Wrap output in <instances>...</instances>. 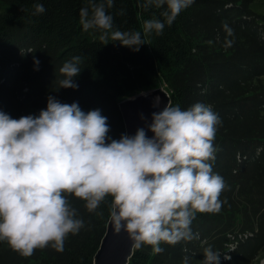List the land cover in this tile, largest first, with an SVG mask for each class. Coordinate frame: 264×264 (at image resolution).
<instances>
[{
  "label": "trees",
  "instance_id": "16d2710c",
  "mask_svg": "<svg viewBox=\"0 0 264 264\" xmlns=\"http://www.w3.org/2000/svg\"><path fill=\"white\" fill-rule=\"evenodd\" d=\"M253 1L194 0L162 34L145 36L144 20H163L165 8L145 11L143 0H114L106 9L113 28L141 31L147 43L133 52L82 29L79 11L86 0H0V112L10 118L37 117L52 96L84 112L99 110L108 137L118 140L126 133L118 103L154 87H162L173 106L186 110L203 103L219 118L210 163L225 183L221 210L196 214L191 230L199 239L162 243L160 254L148 245L133 247L127 264H183L185 256L189 264H202L208 246L221 253L219 264H255L264 254V13L250 8ZM37 2L45 11L33 15ZM226 39L231 47H224ZM74 56L81 57V70L72 78L78 87L59 88L65 78L59 69ZM68 199L84 227L68 235L63 251L48 246L25 257L0 241V264H92L111 197L96 212Z\"/></svg>",
  "mask_w": 264,
  "mask_h": 264
},
{
  "label": "clouds",
  "instance_id": "9594fccd",
  "mask_svg": "<svg viewBox=\"0 0 264 264\" xmlns=\"http://www.w3.org/2000/svg\"><path fill=\"white\" fill-rule=\"evenodd\" d=\"M192 3L143 0L145 11L165 8L160 13L163 20H144L143 34H162L165 25L171 26ZM113 4L114 0H86L79 11L82 29L98 31L103 44L119 42L139 51L147 44L141 31L113 28V16L106 12ZM44 11L42 3L34 4L33 15ZM223 28L232 36L227 24ZM232 43L226 39L224 47ZM80 63L81 57L74 56L63 64L59 71L65 78L59 88L78 87L72 78L79 74ZM159 103L156 97L153 106ZM219 123L210 105L195 103L182 110L167 102L151 114L146 126L151 137L138 128L134 135L125 133L117 140L108 137L107 118L99 110L84 112L77 103L63 104L52 96L37 117L12 119L0 112V241L25 257L48 246L63 251L68 235L84 227L69 196L84 201L89 212L111 197V224L115 232L127 233L135 249L148 245L160 254L162 243L199 239L191 230L196 214L218 213L223 203L225 183L210 163ZM220 255L205 247L202 264H219ZM183 264H189V257Z\"/></svg>",
  "mask_w": 264,
  "mask_h": 264
},
{
  "label": "water",
  "instance_id": "95a60500",
  "mask_svg": "<svg viewBox=\"0 0 264 264\" xmlns=\"http://www.w3.org/2000/svg\"><path fill=\"white\" fill-rule=\"evenodd\" d=\"M156 97L160 98V103L154 107ZM167 102H169V96L162 87L139 91L137 94L123 98L118 106L125 121L126 134L132 136L138 128H145L146 135L151 137L152 133L146 127L151 122V114L162 110ZM108 221L92 264H127L132 254L133 242L125 231L115 232L111 220Z\"/></svg>",
  "mask_w": 264,
  "mask_h": 264
},
{
  "label": "rangeland",
  "instance_id": "374dc122",
  "mask_svg": "<svg viewBox=\"0 0 264 264\" xmlns=\"http://www.w3.org/2000/svg\"><path fill=\"white\" fill-rule=\"evenodd\" d=\"M250 8L257 14L261 15L264 13V0H254L250 5ZM5 11L2 6H0V12ZM256 260L255 264H262L264 262V254H261Z\"/></svg>",
  "mask_w": 264,
  "mask_h": 264
}]
</instances>
